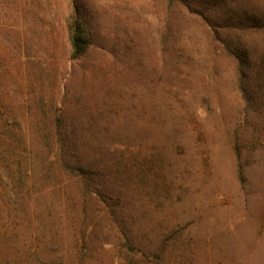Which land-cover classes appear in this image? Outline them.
I'll list each match as a JSON object with an SVG mask.
<instances>
[{
  "label": "rangeland",
  "instance_id": "rangeland-1",
  "mask_svg": "<svg viewBox=\"0 0 264 264\" xmlns=\"http://www.w3.org/2000/svg\"><path fill=\"white\" fill-rule=\"evenodd\" d=\"M139 257L264 264V0H0V264Z\"/></svg>",
  "mask_w": 264,
  "mask_h": 264
},
{
  "label": "trees",
  "instance_id": "trees-1",
  "mask_svg": "<svg viewBox=\"0 0 264 264\" xmlns=\"http://www.w3.org/2000/svg\"><path fill=\"white\" fill-rule=\"evenodd\" d=\"M81 30L79 29V27L77 25H69V36H70V41H71V45H72V58H77L78 56H80V54L83 51V48L85 46V41L82 38V34H81ZM56 131L59 133L60 131H58V129H56ZM62 150H64V148L62 147ZM66 153V152H65ZM64 153L61 154V158H62V164H63V169L73 172V171H78L79 168L75 167L72 164V160L69 161L67 159L64 158L63 156ZM138 262L140 264H144L146 262V259H144L143 257H139Z\"/></svg>",
  "mask_w": 264,
  "mask_h": 264
}]
</instances>
